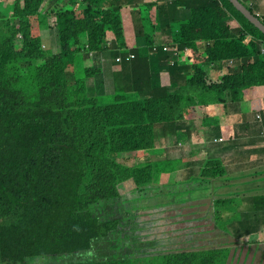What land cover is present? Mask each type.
<instances>
[{"label":"trees","instance_id":"1","mask_svg":"<svg viewBox=\"0 0 264 264\" xmlns=\"http://www.w3.org/2000/svg\"><path fill=\"white\" fill-rule=\"evenodd\" d=\"M62 1L0 10V264H228L231 246L134 252L123 203L161 187L180 193L154 186L181 160L121 154L138 158L170 133L190 134L192 105L236 113L239 93L264 85V33L229 0ZM227 171L208 157L190 189ZM236 199L215 198L218 226ZM241 199L260 211L224 222L234 251L264 229V195Z\"/></svg>","mask_w":264,"mask_h":264},{"label":"crops","instance_id":"2","mask_svg":"<svg viewBox=\"0 0 264 264\" xmlns=\"http://www.w3.org/2000/svg\"><path fill=\"white\" fill-rule=\"evenodd\" d=\"M241 1L245 5L253 7L255 13L264 18V0ZM239 25L237 20L233 21L234 27ZM164 40L169 42L171 38L164 36ZM189 53H192V51H189ZM212 77L214 76L212 75ZM214 78L217 79L218 74ZM161 81L163 83L168 82L169 75L165 72L162 73ZM238 98L241 106L237 108L236 113L229 112L228 114L225 106L220 103H212L206 106L196 104L189 107L187 118L190 125L195 127L194 130L190 134L186 132H180L179 135L178 133H170L171 135L165 141L167 146H174L177 140L178 145H181V149L168 150L166 145H160L146 151L138 158L135 157L134 153L121 154L122 160L128 158L137 162L166 160L169 157L175 160L171 162L175 164L178 160H181L177 170L162 174L161 181L154 187L179 185L180 182L187 183L189 196L184 198L185 200L182 198V200H178L180 198L176 196V192L161 187L158 190L151 191L149 198L146 197L150 202L164 203L168 200L165 196L172 195L171 200L169 199L170 203L160 207L163 215L166 216V213L170 215L169 210L175 209L177 206H194L196 212L199 213L198 217H192L193 219H189L185 223L186 225L195 224L197 226L195 222L199 221V224H201L204 219L211 218L213 220V214L211 216L209 214V210L211 209L212 212L213 209V201L211 202L209 198L215 200L217 195L229 197L230 194H232L230 197L235 195L237 197V211L241 212L247 209L260 211L256 207L255 201L253 203L242 201L241 198L264 195V85L244 89L239 93ZM200 118L203 119L201 122L199 121ZM152 153L156 154L158 158L153 157ZM208 157L221 159L228 170L227 173L213 178L208 187L203 188V190H200V187L198 190L190 189V185H193L191 182L193 179L188 178L196 175L193 171H199ZM195 177H198V175ZM196 179L194 178V180ZM189 180L190 182H188ZM146 198H142L141 202ZM184 203L185 205H183ZM150 210H153V208H150ZM173 219L178 221L179 218ZM198 232H201V230L189 234ZM259 233V236H261V232Z\"/></svg>","mask_w":264,"mask_h":264},{"label":"rangeland","instance_id":"3","mask_svg":"<svg viewBox=\"0 0 264 264\" xmlns=\"http://www.w3.org/2000/svg\"><path fill=\"white\" fill-rule=\"evenodd\" d=\"M14 1L15 0H0V10L5 14H9L12 11V5L14 4ZM51 1L52 0H46L44 9H46V7L50 4ZM69 1L71 0H63L61 5L67 6ZM74 1H76L77 4H79V2L81 3V0ZM44 9L42 12H44ZM41 18L45 19L44 16H41ZM47 22L52 23L53 19L48 18ZM34 30L35 33H38L46 32L48 29L44 27L41 28L36 25ZM202 120L203 119L200 118L199 121L201 122ZM151 155L153 157H157L156 154L152 153ZM166 173L163 172V174ZM192 183H194V181ZM176 188H178L179 191L182 190L180 193H177L176 196L178 198L184 199L189 196L190 192L187 183L180 182V184ZM198 189L199 188H196L194 190ZM200 190H203V188H200ZM218 196L219 195H217L216 198ZM165 197L166 199L171 200L172 195ZM141 200L142 198L131 199V201L124 202L122 205V219L126 221L129 226V232L131 233H129L131 237L130 244L132 245L133 249H135L134 252L136 254L146 255L155 252H169L190 248L202 249L204 247L209 246H231L232 255L228 264H264V242L260 240V242L250 243V248L249 246H247V241L255 240L256 236H258L260 239V237L264 234V229L263 231H261V236H259L260 233H258L255 235L252 234L250 236L243 237L238 244L237 250L234 251V237H232L233 235L230 233L231 229L228 228L227 224H224V222L226 223L232 220L231 217L235 214L236 210H238V206L236 204L231 205L234 207V210L231 209L230 206L224 207L222 209L223 220L221 219L218 226L213 219V215L215 214V206L213 203L212 212L211 209L209 210L210 216L213 214V220H211V218L208 220L204 219L201 221V224H199V221L195 222L197 224L196 226L195 224L186 225L185 223V221L193 219L192 217H198L197 215L199 213L196 212L194 206H177L175 207V209L169 210L170 215L166 213L165 216L162 214L160 207L170 203V200H166V202L164 203L141 202ZM146 200L148 201L149 199ZM146 200L143 199V201ZM209 200L211 202H214L213 198L212 200L211 198H209ZM195 203L197 204V202ZM197 206L199 205L197 204ZM131 208L135 210H132ZM146 208H153V210L148 209L147 211ZM173 218L179 219L178 221H175ZM202 222L205 224H203ZM222 227H225V229L228 228L227 231L224 230ZM196 230H201V232L189 234L190 232H195ZM251 236L254 238L251 239ZM190 238H192L193 240H190ZM124 244L125 243H122L121 241L120 243H118L116 249L120 250L121 248H123Z\"/></svg>","mask_w":264,"mask_h":264},{"label":"water","instance_id":"4","mask_svg":"<svg viewBox=\"0 0 264 264\" xmlns=\"http://www.w3.org/2000/svg\"><path fill=\"white\" fill-rule=\"evenodd\" d=\"M250 22L264 33V21L253 13L241 0H229Z\"/></svg>","mask_w":264,"mask_h":264},{"label":"built area","instance_id":"5","mask_svg":"<svg viewBox=\"0 0 264 264\" xmlns=\"http://www.w3.org/2000/svg\"><path fill=\"white\" fill-rule=\"evenodd\" d=\"M135 57V55L132 53L130 54V58L133 59Z\"/></svg>","mask_w":264,"mask_h":264}]
</instances>
